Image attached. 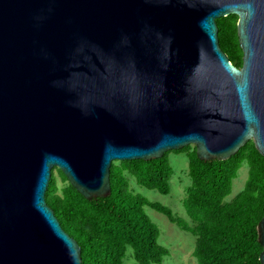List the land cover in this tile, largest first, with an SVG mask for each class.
<instances>
[{"label":"water","instance_id":"obj_1","mask_svg":"<svg viewBox=\"0 0 264 264\" xmlns=\"http://www.w3.org/2000/svg\"><path fill=\"white\" fill-rule=\"evenodd\" d=\"M250 140L264 156V0H0V264H82L46 201L55 168L92 200L114 161ZM258 239L264 264V217Z\"/></svg>","mask_w":264,"mask_h":264},{"label":"trees","instance_id":"obj_2","mask_svg":"<svg viewBox=\"0 0 264 264\" xmlns=\"http://www.w3.org/2000/svg\"><path fill=\"white\" fill-rule=\"evenodd\" d=\"M217 23L221 48L235 66L241 67L238 16L220 18ZM170 152L150 161H114L111 195L92 200L81 195L59 168L53 169L46 201L63 229L81 246L82 264H124L130 248L138 264H163L170 250L161 245L160 229L146 213V206L194 235L197 264H261L258 224L264 217V156L254 141L227 160H201L193 145L177 150L189 162L191 184L184 207L191 221L130 187L129 175L140 186L168 195L173 173ZM245 163L249 167L245 188L226 201Z\"/></svg>","mask_w":264,"mask_h":264},{"label":"rangeland","instance_id":"obj_3","mask_svg":"<svg viewBox=\"0 0 264 264\" xmlns=\"http://www.w3.org/2000/svg\"><path fill=\"white\" fill-rule=\"evenodd\" d=\"M169 158L173 173L171 177V192L168 195H164L158 190H151L140 186L131 175H129L130 187L136 194H140L150 201L158 202L173 210L177 216L191 221L184 207L186 190L191 184V179L188 175V158L184 153H179L177 150L170 152ZM248 170V164H243L239 170L238 177L234 179L232 192L226 198V201H231L245 188L248 179ZM145 211L160 229L161 236L159 241L161 245L170 250V255L165 258L163 264H197L193 256L195 248L194 235L182 231L167 216L149 206L145 207ZM124 264H138L133 258L131 248L127 252Z\"/></svg>","mask_w":264,"mask_h":264}]
</instances>
